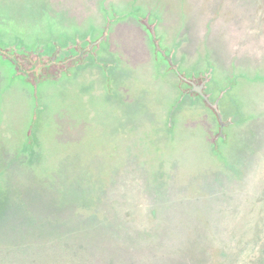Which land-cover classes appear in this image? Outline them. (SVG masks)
I'll use <instances>...</instances> for the list:
<instances>
[{
    "label": "rangeland",
    "instance_id": "obj_1",
    "mask_svg": "<svg viewBox=\"0 0 264 264\" xmlns=\"http://www.w3.org/2000/svg\"><path fill=\"white\" fill-rule=\"evenodd\" d=\"M92 2L73 0L74 5ZM154 2L172 5L183 18L197 22L207 43L223 54L228 52L237 69L264 74V0ZM49 4L0 0V17L11 16V25L13 19L28 22L32 26L27 31H71L75 24L53 23L46 9ZM87 15L88 22L95 19L93 12ZM152 66L156 72V59ZM251 84L245 104L262 107L264 84L257 93ZM49 94L44 91L34 128L43 166L48 167L40 176L23 164L25 156L16 149L19 140L15 133L3 131L5 122L0 123V261L198 264L195 250L204 246L223 250L208 264H264V106L251 130L240 133L243 141L249 138L247 144L244 141L241 152L230 151L227 164L218 159L219 152L215 154V140L206 152L203 124L182 122L180 130L199 142V154L192 161L214 154L212 163L193 167L170 158L163 170L156 171L147 162L148 154H120L115 143L105 139V123L96 120L112 114L111 107L90 106L85 121L77 123L80 115L74 111L70 116L67 103H56ZM11 103V119L20 121L18 103ZM10 125L18 128L13 121ZM93 151L102 158L99 163L89 160ZM71 152L70 157L83 160L82 169L65 166L64 157ZM151 232L156 240L137 238ZM197 232H204L209 240L201 243Z\"/></svg>",
    "mask_w": 264,
    "mask_h": 264
},
{
    "label": "flooded vegetation",
    "instance_id": "obj_2",
    "mask_svg": "<svg viewBox=\"0 0 264 264\" xmlns=\"http://www.w3.org/2000/svg\"><path fill=\"white\" fill-rule=\"evenodd\" d=\"M45 1L53 23L76 26L58 33L27 31L32 25L16 19L11 25L9 12V20L0 17V123L7 124L3 131L15 133L23 164L36 174L48 169L34 133L45 90L52 101L67 103L70 116L80 115L77 123L85 121L90 106L111 107L112 114L96 120L105 123V139L120 154H148L156 171L170 158L193 167L212 163L214 154L192 161L199 142L180 130L182 122L203 124L206 152L215 140V154L225 164L230 151L243 149L240 133L251 126L245 91L252 83L257 93L264 74L237 69L228 52L207 43L197 22L154 0H93L88 6ZM88 12L95 16L89 22ZM11 101L18 103L20 121L11 119ZM73 155L64 157L65 166L82 169L83 160ZM95 155L88 158L99 163L102 158Z\"/></svg>",
    "mask_w": 264,
    "mask_h": 264
},
{
    "label": "trees",
    "instance_id": "obj_3",
    "mask_svg": "<svg viewBox=\"0 0 264 264\" xmlns=\"http://www.w3.org/2000/svg\"><path fill=\"white\" fill-rule=\"evenodd\" d=\"M0 224H1V221H0ZM142 236H144L147 241H150V240H156V237L154 235L153 232L150 233V235L146 234V233H141V234H138L137 238H141ZM147 236V237H146ZM73 237H75L73 235ZM72 237V238H73ZM78 237V236H77ZM77 237H75L74 239H76ZM207 237L208 235H206L204 232H197V238L198 240L203 243V242H206L207 240ZM2 239L1 235H0V240ZM79 239V238H77ZM61 240H66L68 241L69 239H61ZM209 240V239H208ZM207 240V241H208ZM140 241V240H139ZM146 242V241H145ZM196 252V259H197V262L198 264H208L209 261H212L213 259H215V257L217 255H220L223 253V250H221L220 247H199L198 249L195 250ZM186 253V252H185ZM188 254L190 253H194V251H187ZM195 255V254H194ZM0 264H18V263H10V262H2L0 261Z\"/></svg>",
    "mask_w": 264,
    "mask_h": 264
},
{
    "label": "water",
    "instance_id": "obj_4",
    "mask_svg": "<svg viewBox=\"0 0 264 264\" xmlns=\"http://www.w3.org/2000/svg\"><path fill=\"white\" fill-rule=\"evenodd\" d=\"M264 106V105H263ZM263 106L262 107H258V106H252V107H247V108H250L249 110V112H248V114H247V117L245 118V119H249V124H251L252 125V122L255 120V119H260V114H262V109H263ZM263 119V118H262ZM241 121H243L242 119H241ZM250 130H251V128H250ZM248 140H249V138H245V140L244 141H246V143L248 142ZM244 141H243V139H241V142H240V144L243 142L244 143Z\"/></svg>",
    "mask_w": 264,
    "mask_h": 264
}]
</instances>
